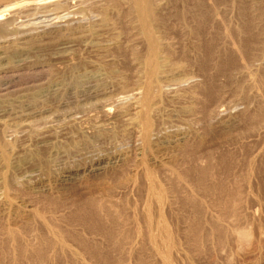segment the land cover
Masks as SVG:
<instances>
[{
  "label": "rangeland",
  "instance_id": "374dc122",
  "mask_svg": "<svg viewBox=\"0 0 264 264\" xmlns=\"http://www.w3.org/2000/svg\"><path fill=\"white\" fill-rule=\"evenodd\" d=\"M128 1L0 0V264H264V0Z\"/></svg>",
  "mask_w": 264,
  "mask_h": 264
},
{
  "label": "bare ground",
  "instance_id": "6f19581e",
  "mask_svg": "<svg viewBox=\"0 0 264 264\" xmlns=\"http://www.w3.org/2000/svg\"><path fill=\"white\" fill-rule=\"evenodd\" d=\"M48 1V0H47ZM54 1V3H53V8L55 9V10H58V9H64L62 12L64 13V12H66V10L65 9H67L68 7V4H67V2L68 1H70V0H53ZM74 1V0H73ZM102 1V0H101ZM112 1V0H111ZM116 1H120V0H116ZM122 1V0H121ZM43 2V1H42ZM90 2V1H89ZM100 2V1H99ZM142 2H143V0H129L128 1V3L127 4H130V6H127L126 8H128V7H131V9H132V12H134V21H136L138 24L140 23V25H141V23H142V31H143V35H145L144 37H146L147 38V43H149V44H151V45H149V47L150 46H152L153 47V49H155V45H156V43H155V41L153 40V38L151 37V34H150V32L148 31V27H147V25H145L144 23H143V17H141L139 14H138V11H139V8H140V6H141V4H142ZM49 4H50V2H48ZM69 3V2H68ZM76 3H77V1H76ZM103 3V2H102ZM111 3V2H110ZM114 3V2H113ZM120 3V2H119ZM44 4V3H43ZM70 4V3H69ZM72 4V3H71ZM116 4V3H115ZM121 4H122V2H121ZM16 5V4H15ZM79 5V4H78ZM111 5H113V4H111ZM118 5H120V4H118ZM122 6V5H121ZM19 7V6H18ZM17 7V8H18ZM69 7H71L70 5H69ZM78 7V6H77ZM114 7H116L115 5H114ZM11 8V7H10ZM76 8V7H75ZM12 9V8H11ZM71 9V8H70ZM86 9V8H85ZM112 9V8H111ZM4 10V9H3ZM13 10H15V9H13ZM22 10H23V8H22ZM79 10V9H78ZM130 10V9H129ZM1 12H0V20H2L1 18L3 17V15H4V13H5V11H2V10H0ZM80 11V10H79ZM61 12V11H60ZM68 12V11H67ZM70 12V11H69ZM68 12V13H69ZM129 12V11H128ZM131 12V13H132ZM14 13V12H13ZM67 14V13H66ZM130 14V13H129ZM6 15V14H5ZM55 15V14H54ZM131 15V14H130ZM18 16V15H17ZM63 16L64 15H58V14H56V16H53L54 18H52L51 17V19L50 18H48V20H47V18H45L44 20H41V19H39L38 21H40V22H38V23H31L30 22V24H29V22H27L28 24L27 25H25L24 23H22V21H18V23L17 24H15V28L14 29H16V31H21L22 30V33L24 32V30L26 29L27 30V28H31V27H35V26H41L40 24H44V23H49V25H50V23H53V22H55V21H58V20H60V19H62L63 18ZM133 16V15H132ZM11 17V16H10ZM65 17V16H64ZM14 18V17H13ZM12 18V19H13ZM24 18V17H23ZM8 20V19H7ZM34 20H37L36 18H34ZM12 22V24L14 23L13 21H11ZM10 23V22H9ZM8 26V22L7 23H3L2 24V27H0V31L1 32H5V30L6 29H8V28H6ZM9 27V26H8ZM139 28V27H138ZM32 29V28H31ZM13 30V29H12ZM7 31V30H6ZM9 31V30H8ZM15 31V32H16ZM141 31V30H140ZM12 32V31H11ZM35 32V31H34ZM5 33H8V32H5ZM5 33H2V34H5ZM139 33V32H138ZM141 33V32H140ZM142 34V33H141ZM15 37V36H14ZM146 38H145V40H146ZM11 39V38H10ZM16 44V43H15ZM26 45V44H25ZM152 49V48H151ZM150 49V50H151ZM152 51H154V50H152ZM2 80H4V79H2ZM139 93V92H138ZM138 93H132L131 94V96L133 97V98H136V99H132V100H138L139 98H141V95H140V93L138 94ZM145 94V93H144ZM140 100V99H139ZM139 102V101H138ZM233 103V102H232ZM136 104V103H135ZM134 104V105H135ZM139 105V104H138ZM237 106H238V104H237ZM231 107L232 108H235L236 107V104H232L231 105ZM230 107V108H231ZM136 109H137V112L140 110V107H137L136 106ZM135 110V109H134ZM136 111V110H135ZM261 111V110H260ZM137 112H135V113H137ZM262 112V111H261ZM261 133H262V136H264V129L261 131ZM137 134H139V135H137L138 137H137V139L139 140V142L141 143L142 141H143V139H146V140H149V139H151L152 138V132L151 131H149L148 129H144L143 131H140L139 133H137ZM154 135V134H153ZM156 135V134H155ZM154 137V136H153ZM156 137V136H155ZM264 138V137H263ZM263 139H262V142L261 143H263ZM178 142V141H177ZM261 145V144H260ZM259 147V148H258ZM256 149H257V157H258V152H263V150H264V143H263V145H261V146H258ZM263 149V150H262ZM254 153L256 154V151H254ZM252 154V153H251ZM260 154V153H259ZM253 155V154H252ZM255 158V156H253V159ZM157 163H162L161 161H157ZM88 170L90 171V173H96V172H98L99 170H101L99 167H95V168H88ZM87 211V210H86ZM86 211H85V214H86ZM24 212L25 213H27V214H33L34 213V211H33V209L31 208V206H27L26 208H24ZM82 212V214H84V212L83 211H81ZM93 212H94V210H93ZM93 212H91V214L93 213ZM100 213V212H99ZM84 214V215H85ZM90 214V215H91ZM95 214V213H94ZM97 214V213H96ZM95 214V215H96ZM81 215V214H80ZM98 215V214H97ZM108 215V214H107ZM89 216V215H88ZM109 216V215H108ZM85 217V216H84ZM93 217H95V216H91L90 218H93ZM107 217V216H106ZM79 218H80V216H79ZM108 218V217H107ZM85 219V218H84ZM80 220H81V218H80ZM89 220H91V219H89ZM81 221H84L83 220V217H82V220ZM80 221V222H81ZM86 221L87 220H85V223H86ZM147 221L148 222H150L149 224L150 225H153V222L152 221H150V220H148V218H147ZM93 222V220L91 221V223ZM95 222V221H94ZM90 222H88V224H89ZM98 223V222H97ZM87 224V225H88ZM96 224V223H95ZM94 224V228L95 227H97V229H99V230H101V232L106 236L105 238H110V237H112L113 238V236H112V230H106L105 228H103V227H101V226H99L98 224L97 225H95ZM86 225V224H85ZM149 225V226H150ZM12 226V225H11ZM90 226H93V225H90ZM110 226V225H109ZM89 227V226H88ZM93 228V227H92ZM154 229V230H153ZM153 229H151V228H149L148 227V229H147V233H146V239H147V241L148 242H150V243H154L155 242V239L157 238V234H162L163 233V231H158L157 230V225L153 228ZM99 230H98V232H99ZM95 231V230H94ZM117 231V230H116ZM12 232V230L10 229V230H8V233H11ZM14 232H12V234H13ZM124 233V232H123ZM134 233V232H133ZM12 234L11 235H9L10 237L12 236ZM15 234V233H14ZM121 234V233H120ZM137 234V233H136ZM114 235V234H113ZM53 236V235H52ZM132 236V235H131ZM12 238H13V236H12ZM127 238V237H126ZM9 239V238H8ZM54 239V238H53ZM12 240V239H11ZM111 240V239H110ZM120 240V239H119ZM123 240V239H122ZM130 240V239H129ZM58 241V240H57ZM127 242V241H126ZM61 243V242H60ZM78 243V242H77ZM84 243V242H83ZM116 243V242H115ZM59 244V243H58ZM82 245V244H81ZM119 245V244H118ZM83 246V245H82ZM96 247V246H95ZM131 248V247H130ZM152 248L154 249V253H153V255L150 257V258H152V260H153V262L151 261V263L150 264H158V262H160V264H169V256H168V251L165 249V248H162V247H160V246H157V245H155V244H153V246H152ZM92 249H94V247L92 248ZM91 249V250H92ZM96 249V248H95ZM109 250V249H108ZM92 252V251H91ZM95 253V252H94ZM98 253H99V251H98ZM96 254H97V252H96ZM96 254H95V256H96ZM93 255V254H92ZM108 255V254H107ZM99 256H101V255H99ZM102 257V256H101ZM97 259H100V258H98V256H97ZM104 259V258H103ZM105 260V259H104ZM149 263V262H148Z\"/></svg>",
  "mask_w": 264,
  "mask_h": 264
}]
</instances>
